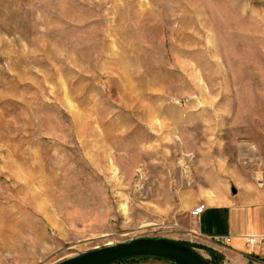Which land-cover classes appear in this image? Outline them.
<instances>
[{"label": "rangeland", "instance_id": "374dc122", "mask_svg": "<svg viewBox=\"0 0 264 264\" xmlns=\"http://www.w3.org/2000/svg\"><path fill=\"white\" fill-rule=\"evenodd\" d=\"M231 167L264 188V0H0V264L185 242Z\"/></svg>", "mask_w": 264, "mask_h": 264}, {"label": "crops", "instance_id": "0c3cea01", "mask_svg": "<svg viewBox=\"0 0 264 264\" xmlns=\"http://www.w3.org/2000/svg\"><path fill=\"white\" fill-rule=\"evenodd\" d=\"M253 179L231 167L220 183L189 194L182 201L185 242L198 246L206 256L207 250L213 252L220 264H264V188ZM202 205L204 212L191 216ZM192 228L199 236L187 233ZM217 237L231 240L221 243Z\"/></svg>", "mask_w": 264, "mask_h": 264}, {"label": "water", "instance_id": "95a60500", "mask_svg": "<svg viewBox=\"0 0 264 264\" xmlns=\"http://www.w3.org/2000/svg\"><path fill=\"white\" fill-rule=\"evenodd\" d=\"M143 258L171 264H212L186 242L168 238H137L85 252L57 264H118Z\"/></svg>", "mask_w": 264, "mask_h": 264}, {"label": "built area", "instance_id": "2783aa9c", "mask_svg": "<svg viewBox=\"0 0 264 264\" xmlns=\"http://www.w3.org/2000/svg\"><path fill=\"white\" fill-rule=\"evenodd\" d=\"M204 210H205V206L202 205V206L196 208V210L192 211L191 212V216H199L200 214H202L204 212ZM187 233L190 236H192V238L195 237V236H199V233L194 228L188 230ZM216 239H217L218 242H221V243H228L231 240L230 238H224V237H217Z\"/></svg>", "mask_w": 264, "mask_h": 264}, {"label": "trees", "instance_id": "16d2710c", "mask_svg": "<svg viewBox=\"0 0 264 264\" xmlns=\"http://www.w3.org/2000/svg\"><path fill=\"white\" fill-rule=\"evenodd\" d=\"M187 244L191 245L192 247H194L195 249L199 248L198 246H195L193 244H190L188 242H186ZM208 251V256L206 257V255H203L206 259H208L212 264H220L219 262V259H218V256H216V254H214L213 252ZM144 260L147 259V258H143ZM136 260H139V259H132V260H128V261H124V262H132V261H136ZM123 262V263H124Z\"/></svg>", "mask_w": 264, "mask_h": 264}]
</instances>
